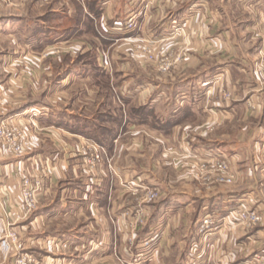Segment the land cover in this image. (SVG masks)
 Masks as SVG:
<instances>
[{
  "label": "crops",
  "instance_id": "0c3cea01",
  "mask_svg": "<svg viewBox=\"0 0 264 264\" xmlns=\"http://www.w3.org/2000/svg\"><path fill=\"white\" fill-rule=\"evenodd\" d=\"M244 1L107 0L102 5L94 2L88 13L97 15V33L104 41L121 35L125 46L173 31L174 20L184 26L183 34L166 42L168 52L179 54L183 60L174 65L165 81L152 79L145 89L134 83L132 87L137 88L129 98L127 90L131 85L114 84L124 98L108 99L109 109L100 111L110 117L112 125L109 118L98 123L96 117L62 107L66 97L61 90L72 89L77 82L73 73L65 74L60 79L63 82L56 84L55 99L49 103L54 108L36 102L40 89L45 88L46 75L52 73V59L62 63L76 53L75 49L59 48L72 36L92 33L86 23L81 21V25L68 32L53 25L43 37L36 31L44 25L30 18L21 19L20 24L7 19L11 26H20V39L26 43L11 48L4 66H0V119L25 123L31 149L23 157L6 155L0 159V238L5 221L17 222L25 212L19 187L22 179L30 175L42 182L37 206L44 208L35 219L41 228L38 234L43 235L37 237V243L52 252L45 256L48 261L114 264L108 252V237L116 233L120 240L118 230L120 234L126 230L124 221L116 224L114 217L117 210L138 203L127 195L124 185L146 178L144 182L155 179L164 190L160 208L158 204H149L154 222L150 228L165 215L171 218L167 219L162 244L153 261L135 264H171L177 242L184 249L183 240L173 243V233L180 224L184 227L188 223L190 229L184 240L188 239L189 250L180 264H239L255 255L264 257V222L247 228L232 223L235 214L230 213L232 207L241 203L264 212V70L259 65V61L264 64V0ZM68 7L71 16L73 6ZM52 10L61 12L60 8ZM128 16L136 17L137 28L131 32L117 31L116 21ZM8 28L6 35L10 37L6 38H13V31L8 32ZM51 41L60 42L52 46ZM244 43H249V49ZM113 54L103 56L105 65L100 62L105 73L115 72ZM210 59L217 66L212 77L205 69ZM127 64L123 60L117 67L123 77L138 70L135 64L134 68ZM150 69L149 64V74ZM89 70L86 68L81 74L86 77ZM225 91L231 92L232 99L224 97ZM162 105L166 106L165 111ZM144 107L141 112L139 109ZM125 108L136 112L131 115L130 110L126 114ZM35 110L43 113L34 114ZM60 116L70 119L59 121ZM99 131L105 140L93 138ZM100 146L105 150L103 159L96 169L89 170L85 164L87 155ZM192 154H197L198 159L189 157ZM220 154L231 163L235 175L231 186L219 185L218 174L211 169L213 163L209 161ZM147 158H152V169L145 164ZM109 159L115 166L113 171L107 166ZM57 205L62 208L57 210ZM207 212L228 219L210 237L202 239L197 224ZM59 216L85 218V222L47 234L42 226ZM193 240L201 242L194 260L190 256Z\"/></svg>",
  "mask_w": 264,
  "mask_h": 264
},
{
  "label": "rangeland",
  "instance_id": "374dc122",
  "mask_svg": "<svg viewBox=\"0 0 264 264\" xmlns=\"http://www.w3.org/2000/svg\"><path fill=\"white\" fill-rule=\"evenodd\" d=\"M105 1L107 0H0V47H1L0 66H4V61L6 59L5 57L7 56L8 54L7 52H9L11 48H14V46L18 44L24 46V43H26V41L20 39L22 35L21 33H19L21 31V29L19 28L20 26H17V23L16 25L14 24L11 26V22L7 23L6 21L7 19L8 21H12V19H14L15 21L17 20L18 23L20 24L21 23L20 21H23L21 19L30 18L35 23H40L44 25V27L40 26L39 30L37 29L36 31V34L39 32L40 34L43 35V37L45 34H48V32L51 31V29L49 28L50 26L54 25L55 27H59L61 31L68 32L69 30H73L74 26L77 27L78 25H81L82 24L81 21H83L84 23H86L87 29L91 30L93 34L88 33V36H83V37L81 35L80 37L72 36L69 42L64 43L59 48L62 50L75 49L76 53L75 55L71 56V58L67 57L66 59H63L62 63H60L58 59L57 60L52 59L53 60L51 62L52 73L46 75L45 88L40 89L39 93L41 94L39 96V100H36V102L40 101L39 103L48 106V108L51 109L54 108L49 103H51L52 99H55L53 97H55L56 95V93L54 92L56 84L63 82L60 79L65 74L69 73L72 75L73 73L72 76L73 78H77L76 80L77 82L72 87V89L65 88V90L64 89L61 90L66 97V103L65 104L62 103L61 104L62 107L64 109L68 108L70 110L73 109L74 111L82 112V114L88 115L89 118L96 117L98 119H94V120L98 123H102V121L106 120V118H109V120H111L110 117L105 116V114L100 113V111H102L103 108L109 109V107H107L106 105L108 99H111V101H113V97L117 98L118 96L120 98H124L121 95H119L120 93L117 86L116 85L114 86L115 83L117 82L118 84L124 83L126 85H131V87L133 86L134 83H136L141 85V87L145 89L146 88L145 84H147L152 79H154L155 81H161V80L165 81L166 77L171 74L169 72L174 67V65H176L177 63L183 60V57H181L179 54L172 55L171 53L168 52L166 42L170 39H174L179 35L183 34L184 26L177 23L176 21L178 20H174L175 24L173 31L166 32V34L163 33L160 35H156L151 40L148 41L143 40L142 42H137V43L131 42L129 44H125V46L122 44V41L120 40V38L123 37L121 35L113 36L111 39L113 41L111 40L104 41L105 39H103L100 33L99 32L97 33L98 27L96 24L97 22L96 19L98 17L95 14L88 13V9L89 7H91L92 4H94V2L98 3V5L100 4L102 5ZM254 1L257 2L259 0H254ZM243 2L246 1L243 0ZM246 4L247 3H245L244 5ZM69 5L73 6V14L71 16H68L67 13L68 12L67 9L69 8L68 7ZM56 8H60L61 12L58 13L52 10ZM130 23L133 24L132 27L129 26ZM116 24L117 25L115 29H117V31L119 32H131L137 28L135 16H128L125 17L124 19H119L116 21ZM47 25L48 28H46ZM7 27H10L8 28V30L10 31L8 32L13 31L14 34L13 38H6V37H10L9 34L6 35ZM84 29H85V25L83 27V30ZM90 35H92V37H90ZM6 39H13V40L7 41ZM51 42L53 44L52 46H55L59 44L60 41H56V42L51 41ZM46 44H50V43L47 42ZM247 44L249 45V43H244V47H246V49H249V46H247ZM110 53H114L113 56L115 58L113 65L114 68L115 67L116 68H115V72L113 73H108V72L105 73L106 71H104L101 68L100 62L103 63V65H105L103 56L105 54L109 55ZM123 53H126L128 55H124ZM67 55L70 54L68 53ZM123 60H126L128 62L127 65L131 66L132 68H134V64L138 67V70L135 72V74H129L123 77L122 74L119 73L120 71L117 70V67L118 64L121 63ZM261 62L259 61V65L264 70V64L261 65ZM215 63L216 62H214L213 59H210L209 62L205 63V69L209 70L208 73L206 74L209 77L215 75L216 71H213V69L214 68L216 69L217 67ZM149 64L151 65L152 68L149 71L151 74L147 73ZM145 66H147L146 69L144 68ZM86 68L90 70L88 75L85 77L84 74L81 73L84 72ZM75 72H77L78 74L77 76H75L76 74ZM260 76H261V72L259 71L256 77L259 78ZM131 87L127 90L128 98L131 95L134 96V92L137 88V87L133 88L134 86L132 88ZM88 89L90 91L93 90V92L91 91V94H89ZM226 93H229L231 96L226 97L225 96ZM223 95L227 99H232V94L229 91L223 92ZM89 97L90 98L93 97V98L89 99ZM102 104L104 105V107L101 106ZM161 108L162 111L166 110L165 105H162ZM107 109L105 110V112L107 111ZM132 109L133 108L131 109L125 108L126 111L125 113L128 114L130 113L131 110V115L135 114L136 109L135 110ZM59 119H60L59 121L67 122V120H69L70 118L67 117V119H64L60 116ZM111 122L112 125L113 121L111 120ZM15 123H17L18 125H22L23 127L26 128V124L23 122H15ZM69 123L71 124V121ZM94 136L101 137L102 136L101 131L97 132V134H95ZM94 136L93 138L96 139ZM148 151L149 150L147 148L146 153H148ZM29 153H30V149L21 156L12 153L8 154L6 152H2L0 153V159L2 156L4 157L6 155L8 156L10 155L11 157H23L25 155H28ZM220 155L227 158V156L224 154H220ZM189 157L193 159H198L197 158L198 155L192 154ZM90 158L91 159L93 158V154H90L89 156L87 155V160H85V164L87 163L86 165L89 168V170L96 169L98 163L102 161V159L99 160L97 163L91 164L89 162ZM151 161L152 158H147L145 164L147 167L152 169L151 164L153 163ZM107 162H108L107 163L108 168L111 171H113L115 166H113L111 159L107 160ZM211 169L212 170L214 169V165L211 167ZM169 171L170 170H167L166 173L168 174ZM26 178L30 179L33 184L38 180L30 175L22 179V182L19 187V192L22 200L23 209L25 212L24 214H22L23 218L20 217L17 220V222L14 221L11 222L9 220L5 221L4 230L1 235L2 237L0 238V264H18L17 259L25 254L31 255L32 258L36 259L38 262L45 261L46 264H63L59 260L49 262L45 256L51 254L52 252L48 253V251L43 250V248H40L41 245L37 243V237L43 235L38 234L39 230L41 231V228L40 229L38 228V222L36 221L35 218L39 213L38 211H40V209L42 210L44 207L36 206L32 210H29L27 202L25 201L22 195L23 182ZM164 178L166 177H163V179ZM142 180L143 179L131 180L126 182L124 185L126 191L129 192V194L127 195H130L132 199L134 198L135 199V200L133 199L134 201L137 200L138 203H131L129 205L127 204L128 206L124 208L123 211L119 212V210H117V214H116L117 216L114 217L116 224L119 223L121 225V223L124 221V224L123 223L122 224L124 226V229L126 228L127 230V233L125 232L126 231L125 230L124 233L121 234L118 230V234H119L118 236L120 240L116 238V233H111L112 238L110 235L108 237V240L111 245L108 252L110 258H112L113 261L115 262L114 264H135V262L137 261H141V262L150 261V260L153 261L156 255L157 247L160 248L162 244L161 239L163 236L164 229L166 228L165 224L167 222V219L170 220L171 218L170 215H165L160 220L159 223H156L153 227L150 228V226L154 222L151 221L152 217L150 215L152 212L149 207V204L151 203L158 204L160 208V205L162 206L163 203L161 201L164 196V190L163 187L160 185V183L155 179L151 181L146 180V182ZM234 180H235V175L231 183H227L219 180V175H217L216 178V181L219 185H227V186L233 185ZM40 192L41 189L38 191L36 198L38 197ZM55 208L59 210V208L62 207L61 206L59 207V205H57ZM240 209L256 210L259 214L263 215V219L262 221L256 224H248V223L245 224L237 217V211ZM214 210H216V208H214ZM231 212L235 214L234 217H231V221L236 225H242L247 228H252L264 222V212L259 209H256L253 206H248L241 203L232 207L230 213ZM207 218H211L214 222L212 223L210 228L206 230H202V225L204 223V220ZM227 219L228 216L224 217V216H220V214L215 212L213 213L207 212L205 217L202 219V222L197 224L202 239H205L206 237L207 238L210 237V235L214 233L215 230L220 229L223 225L226 224ZM84 222H85V218L78 219L70 216L67 217L59 216V218H51V221L49 222L48 225L47 223L46 224L44 223L42 229L45 228V232H47V234L48 233L53 234V232L56 230H63L75 224L77 226H80ZM189 229H190V223H188L187 226L184 227L183 224H180L179 229L176 230L175 233H173V236L175 237L173 243L174 241L183 240L184 249L181 250L179 247V243L177 242V246L174 247L175 253L173 255L171 264L172 262L176 264L177 263L180 264L182 260L181 258H184L185 253H187V250H189L188 248L189 241L188 239L184 240L185 235L189 233ZM138 231H141V233L137 235ZM110 240H112L113 242H111ZM117 240L120 242V243L118 242L119 243L118 246L116 244ZM5 242L11 243V248L10 251L8 252L4 250L3 243ZM18 244L23 245L22 249L17 248ZM191 244L192 245H191L190 256L191 259H193L196 253H198L200 249L201 242H198V240H193ZM256 257H261V256L255 255L253 258L243 260L239 264H250V261H252ZM190 263H192V261Z\"/></svg>",
  "mask_w": 264,
  "mask_h": 264
},
{
  "label": "built area",
  "instance_id": "2783aa9c",
  "mask_svg": "<svg viewBox=\"0 0 264 264\" xmlns=\"http://www.w3.org/2000/svg\"><path fill=\"white\" fill-rule=\"evenodd\" d=\"M130 27L133 26L132 23L129 24ZM226 97H230L229 93L225 94ZM42 114V111L35 110L34 114ZM31 149V139L28 136L27 130L22 125H18L17 123H9L5 120H0V153L6 152L8 154H16L23 155L26 151ZM105 150L102 146H100L99 150L93 152V158L89 160L92 164L97 163L99 160L103 159V154ZM197 155V154H196ZM209 161V160H205ZM214 169L218 175L219 180L227 183H231L233 181L234 175L231 170V163L229 160L222 155H218L212 161ZM42 187V182L37 180L34 184L28 178H26L23 182L22 187V195L27 202L29 210H32L37 206V194L38 191ZM237 217L244 222L245 224H256L262 221L263 215L259 214L256 210H238ZM214 221L211 218H207L204 220L202 225V230H206L211 227ZM4 250L10 251L11 243L5 242L3 243ZM22 244H18V249H22ZM18 264H46L45 261L38 262L36 259H33L31 255L25 254L17 259ZM250 264H264V258L256 257Z\"/></svg>",
  "mask_w": 264,
  "mask_h": 264
},
{
  "label": "trees",
  "instance_id": "16d2710c",
  "mask_svg": "<svg viewBox=\"0 0 264 264\" xmlns=\"http://www.w3.org/2000/svg\"><path fill=\"white\" fill-rule=\"evenodd\" d=\"M145 108H146V107L141 108V109H139V110L141 111V110H143V109H145ZM139 110H137V111H139ZM141 112H142V111H141ZM82 122H84V120H82ZM95 138H96V140H98V141L105 140V139H103L102 137H99V136H96Z\"/></svg>",
  "mask_w": 264,
  "mask_h": 264
}]
</instances>
